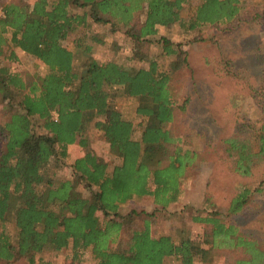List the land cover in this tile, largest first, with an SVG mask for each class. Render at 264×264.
Wrapping results in <instances>:
<instances>
[{
    "label": "trees",
    "instance_id": "1",
    "mask_svg": "<svg viewBox=\"0 0 264 264\" xmlns=\"http://www.w3.org/2000/svg\"><path fill=\"white\" fill-rule=\"evenodd\" d=\"M187 1L55 0L50 5L49 0H36L5 7L0 29L5 32L8 25L14 27L13 44L41 58L49 70L44 76H29L7 65L0 67V105L4 114L10 113L0 123V262L24 258L29 264H55L43 252L71 248L70 264L93 258V264H168L172 259L195 264L197 256L211 261L217 248L227 246L246 251L245 257L231 264H264L258 240L240 231L239 220L227 221L220 211L194 217L207 225L206 245L190 237L177 242L170 234L155 235L153 214L140 222L137 209L118 213L119 203L134 193H149V179L156 185L150 193L166 208L181 190L182 176L192 160L189 151L174 146L173 129L167 127L177 117L172 76L189 65L187 51L162 36L157 40L161 53L154 55L151 36L160 25L179 23L193 30L209 23L243 20L240 0H201L189 19L182 14ZM72 4L84 9L83 13H71ZM87 18L135 39L128 59L118 55L116 46L115 54L109 56L93 53L94 46L104 43L94 31L91 42L79 43L85 60L75 70V54L63 42L81 27L91 33ZM6 41L0 34V46ZM169 55L176 58L169 69H163L159 60ZM115 86L137 98L134 111L144 117L139 137H135L134 118L110 100L109 89ZM15 92L20 95L17 102ZM255 92L261 95L257 102L264 110V91ZM91 110L109 115L96 125L122 159L111 172L83 135L85 113ZM77 140L85 155L72 163V178L61 177L52 162L66 159L69 144ZM251 142L226 139L227 151L236 153L235 168L242 175L252 174L259 160L264 162V131ZM83 188L91 192L89 197L81 195ZM257 192H264V179L253 188H240L227 217L241 212Z\"/></svg>",
    "mask_w": 264,
    "mask_h": 264
},
{
    "label": "rangeland",
    "instance_id": "2",
    "mask_svg": "<svg viewBox=\"0 0 264 264\" xmlns=\"http://www.w3.org/2000/svg\"><path fill=\"white\" fill-rule=\"evenodd\" d=\"M200 1L188 0L183 3L182 14L186 19L195 15ZM240 6L243 17L241 22L231 20L209 23L193 30H186L179 23L160 25L158 33L151 36L154 43L150 48L154 55L161 53L157 40L162 36L171 39L177 47L187 51L189 65L172 76V93L177 103V117L167 127L173 129L174 146L189 151L192 157L182 176L181 190L178 193L180 201L177 204L171 208H163L150 197L148 200L128 201L121 204L118 209L120 215L137 209L140 211L138 218L140 222L149 218L153 212L151 227L155 235L171 234L177 242L183 236L190 237L194 242L206 245L204 232L207 225L195 220L194 217L220 211L222 213L220 216L227 221L239 220L242 224L240 231L258 240V244L264 249V192L255 193L241 212L229 217L226 215L231 200L242 186L248 185L253 188L264 179L262 160L253 167L252 174L242 175L235 168L236 153L230 154L226 144L227 138L236 137L252 145V137L259 134V131H264V110L257 102L261 95L255 92L259 88L264 91V0H240ZM90 23L91 33L84 28L78 29L65 43L85 45L91 42V34L95 31L94 34L104 41L95 46L96 55L105 57L115 54L114 46L120 48L117 53L122 58L128 59L133 53L135 39L119 31L112 32L108 26ZM82 58L85 60L84 56ZM175 58L176 55L160 58V66L169 69ZM135 63L148 64L137 61ZM18 67L29 76L39 73L36 72L38 70L46 72L34 63H21ZM196 84L199 85V91L195 90ZM19 97V93L15 92L16 102ZM120 100L121 102H116V105L131 117L135 116V122L139 124L136 134L140 136L144 117L140 120L134 111L137 100L134 101L130 96L125 98L123 96ZM0 110V123H3L9 118L10 113L4 114L2 106ZM38 128L40 131L41 128ZM86 135L89 136L88 133ZM2 136L0 133V146L3 145ZM104 141L103 136L98 134L91 138L92 143L97 142L96 148L99 152L108 157L105 159L115 163L118 161L116 152L113 154L112 149ZM257 149L256 146L254 150ZM69 150L66 159L52 162L54 170L61 177L72 174L71 164L84 149L78 145L72 147L71 153ZM110 246L114 248L115 244L110 243ZM71 254V248H64L61 251L47 248L43 252V256L55 264H70ZM245 256L246 251L241 247L233 249L222 246L216 249L211 261L203 260L200 255L196 257L195 264H231ZM95 261L93 258L79 264H93ZM0 264L29 262L19 258ZM168 264L178 262L172 259Z\"/></svg>",
    "mask_w": 264,
    "mask_h": 264
},
{
    "label": "crops",
    "instance_id": "3",
    "mask_svg": "<svg viewBox=\"0 0 264 264\" xmlns=\"http://www.w3.org/2000/svg\"><path fill=\"white\" fill-rule=\"evenodd\" d=\"M35 1L36 0H0V17L2 18V17L5 16V11H4L5 7H16V6L21 7V6H24L26 4H33ZM53 1H55V0H49L50 5L52 4ZM69 10H70L71 13L72 12L73 13H77V12L83 13V11H84V9L79 8L78 6H74V4H72L70 6V9ZM88 20L87 21H88L89 25H91L90 22H93L92 19L90 18ZM81 28H83V27H81ZM78 29H80V28H78ZM0 31H2V30L0 29ZM13 32H14V27L8 25L7 28H6V31L5 32L2 31V33H0V34H3V36L7 38L6 43L0 46V48L2 49L1 50L2 53L0 54V67L7 65L13 71H19L20 73L24 74L23 71H21L20 67H18L19 64L21 65V63H23V64H32V63H34L35 65H39L41 67V70L46 71V72L42 73V71L40 72V70H38L36 72H39V73H35L34 75L44 76L47 73V71L49 70V66L41 58H39V57L33 55L32 53L24 50L21 46L14 45L13 42H12ZM72 33H74V32H71L68 35V37L64 40L63 43L65 45H67L68 48L70 50H72L73 53L75 54V56H74L75 70H79L80 67H82L83 62H84V59L82 58L83 55H82V52H81V49H80L79 45L78 44H76V45L75 44L68 45V44L65 43V41L70 37V35ZM9 40L11 41V43H10ZM93 50H94L93 51V53H94L95 52V48ZM16 67H18V68H16ZM109 91L112 94L110 100L114 101L115 104H116V102L117 103L118 102H121V100H120L121 97H123V96H124V98H125V96L128 97L127 95H124L122 93V90L119 87H116V86L113 87V88H110ZM130 97L133 98L134 101L137 100L136 97H133V96H130ZM0 115H1V110H0ZM138 115H139V119L141 120V118H143V116L141 114H138ZM57 116H58V114L55 113L54 114V117L57 118ZM132 117L134 118V124H135V137H139L136 134V129H137V126L139 124L135 122V116H132ZM108 118H109V115L108 114H106V115H99L95 110H93V111L92 110L91 111H86V113H85V122H84V130H83V135L88 140L89 147L91 149H93L94 152L98 156H100V157H102L104 159L105 158L108 159V157L107 156L105 157L103 154H101L99 152L98 148H96L97 142H93L92 143L91 142V138L95 134L102 135L103 136V139L105 140L104 142L106 144H108V146L111 148L109 142L104 137L103 130L99 129L97 127V125H96V123H97L98 120H100V119L107 120ZM7 120H5V122ZM87 133L89 134V136L86 135ZM78 145L81 146V144L79 143L78 140L75 143L69 144L68 150L71 147L70 150H69V152L71 153L72 147L74 148V147H76ZM102 145H104L103 141H102ZM82 147L83 146H81V148ZM83 149L84 150H83L82 154H79L78 156H76V159L85 155V151L86 150H85L84 147H83ZM112 153L114 154L115 151L112 150ZM116 156L118 158V161H116L115 163H110L109 161H107V159H105L106 162L108 163V171L109 172H111L114 169V167H115L116 164H118V163H120V161H122L121 157H119L117 154H116ZM73 171H74V168L72 167V174H70L67 178H72L73 177ZM149 181L150 182H149L148 190H147V191H149V193H146V192H144L143 194L134 193L132 198L128 199L125 202L119 203V207L121 206V204L126 203L128 201H139V200H146V199L148 200L150 197H152L157 205H161L164 208L163 203H160L159 200H157V197L155 196V194L150 193V192H154L155 191L156 185L154 184V181L152 179H149ZM181 181H182V179H181ZM180 183H181L180 184V189H181L182 182H180ZM81 191H82L81 192V195H83L85 197H89L91 195V192L88 189H86V188L85 189L83 188ZM179 201H180V197H179V194H178L175 199L171 200L170 202H168L166 204V207L171 208L172 205L177 204ZM151 214H153V212Z\"/></svg>",
    "mask_w": 264,
    "mask_h": 264
}]
</instances>
